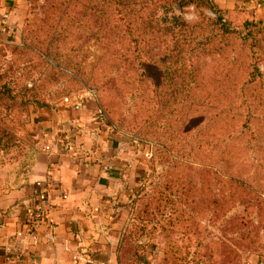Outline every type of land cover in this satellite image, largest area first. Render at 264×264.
Listing matches in <instances>:
<instances>
[{
	"label": "rangeland",
	"instance_id": "obj_1",
	"mask_svg": "<svg viewBox=\"0 0 264 264\" xmlns=\"http://www.w3.org/2000/svg\"><path fill=\"white\" fill-rule=\"evenodd\" d=\"M15 9L0 31V81H17L16 93L34 86L22 93L31 99L24 106L0 97V190L27 180L43 152L47 113L62 110L65 97H82V111L108 112L110 145L124 152L135 178L116 186L118 196L107 203L118 223L117 264L264 258V19L251 18L263 24L228 41L209 78L198 72L186 94L178 53L169 60L173 76L159 55L142 77L104 70L99 0H18ZM181 15L196 20L193 7ZM232 15L250 19L242 9ZM167 148L175 156L190 152L189 169L163 175L174 165ZM202 149L211 151L207 166L199 165Z\"/></svg>",
	"mask_w": 264,
	"mask_h": 264
},
{
	"label": "crops",
	"instance_id": "obj_2",
	"mask_svg": "<svg viewBox=\"0 0 264 264\" xmlns=\"http://www.w3.org/2000/svg\"><path fill=\"white\" fill-rule=\"evenodd\" d=\"M17 2L0 0V18L7 13L9 27ZM215 3L230 11L242 9L250 19H264V3L258 0H215ZM61 105L62 110L47 113L43 152L38 154L27 180L13 189L0 190V220L5 223L0 232L4 237H0V264H86L83 259L87 250L93 251L94 264H117L118 223L110 217L113 210H109L107 203L109 198L118 196L116 186L124 185L123 180H128V184L135 182V178H130L131 162L125 161L122 150L110 145L112 131L98 124L95 110L76 111L63 101ZM72 129L77 131L74 153L61 148L63 133ZM47 144L51 152L44 150ZM105 165H111L112 169L104 171ZM45 180L54 185L51 194L56 204L54 223L50 228H38L37 244L27 236L18 239L23 260L7 263L1 256V244L21 230L31 207L33 185ZM61 194L67 196L66 201L58 200Z\"/></svg>",
	"mask_w": 264,
	"mask_h": 264
},
{
	"label": "trees",
	"instance_id": "obj_3",
	"mask_svg": "<svg viewBox=\"0 0 264 264\" xmlns=\"http://www.w3.org/2000/svg\"><path fill=\"white\" fill-rule=\"evenodd\" d=\"M190 7L196 10V20L187 21L181 15ZM174 10L180 15H175ZM89 11L94 12L96 9L91 5ZM97 12L103 24L102 49L107 60L104 70L127 69L142 77L149 62L159 55V59H165L159 63L165 64L167 61L168 75L173 76V65L169 60L173 61L178 53L181 60L182 89L186 94L191 90L198 72L209 78L208 69L215 61V54L219 55L228 41L242 39L246 27L257 28L262 23L256 19H243V23H239L233 17L232 11L220 8L215 0H99ZM17 50L19 49L14 48V51ZM152 51L153 56L150 55ZM1 77L2 75L0 80ZM245 84L246 82L241 83L239 92ZM28 85L29 83L22 85L16 93L14 89L18 86L17 81H0V97L11 103L20 100L19 104L24 106L31 99L21 95L31 91L34 86ZM96 100L99 101L97 95ZM32 101L41 102L36 99ZM99 107L109 121L106 109ZM166 153L173 157L174 165L168 164L162 172L163 175L180 168L188 170V166L193 163L186 159L190 152H180L175 156L167 148ZM211 156L209 149H202L197 153L199 165L207 166L204 161H208Z\"/></svg>",
	"mask_w": 264,
	"mask_h": 264
},
{
	"label": "built area",
	"instance_id": "obj_4",
	"mask_svg": "<svg viewBox=\"0 0 264 264\" xmlns=\"http://www.w3.org/2000/svg\"><path fill=\"white\" fill-rule=\"evenodd\" d=\"M260 3H264V0H258ZM246 2H252V0H246ZM9 28V16L7 13H2L0 18V31H5ZM63 103L69 105L76 111H81L84 108V99L82 97L69 96L63 99ZM96 120L101 126H108L107 120L99 106L96 107ZM77 136L76 129H72L70 132H64L61 139V148L65 152L74 153L77 150L75 142H73L74 137ZM45 151L51 152L50 144L45 145ZM146 157L151 158V153H147ZM104 171H110L112 169L111 165H105ZM54 190V185L49 181H37L33 185L32 191V201L31 207L29 209L27 219L21 226V230L16 232L15 235L4 240L1 244V256L3 260L7 263H18L23 260V254L17 247L18 239L27 236L31 239L33 244H37L39 236L37 230L39 227L46 226L48 228L53 225L52 214L56 204L53 203L52 191ZM67 196L61 194L58 196V200L61 202L66 201ZM4 220H0V232L4 229ZM1 239L4 238L0 236ZM93 251L87 250L84 252V261L86 264H94L93 261ZM76 255L75 258H78ZM244 264H264V258H256L249 260Z\"/></svg>",
	"mask_w": 264,
	"mask_h": 264
}]
</instances>
